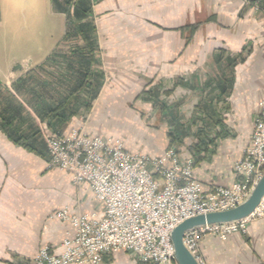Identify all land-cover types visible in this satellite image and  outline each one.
<instances>
[{
  "label": "crops",
  "instance_id": "1",
  "mask_svg": "<svg viewBox=\"0 0 264 264\" xmlns=\"http://www.w3.org/2000/svg\"><path fill=\"white\" fill-rule=\"evenodd\" d=\"M96 1L106 82L93 115L74 117L65 133L84 127L117 135L129 150L157 157L169 146L165 113L173 108L180 121H188L204 112L222 125V133L195 166V178L204 189L231 185L233 162L250 144L264 98L263 12L247 0ZM258 2L264 7V0ZM0 72L3 83L20 75ZM153 84L160 114L139 99ZM11 128L0 125V264H19L18 258L33 257L43 244L59 252L74 227L51 218L56 210L103 215L87 184L75 185L70 174L47 169L45 143L31 126ZM181 152L190 156L188 146ZM199 247L208 264H264V218L251 222L245 235L204 236ZM103 264L139 262L119 251L105 255Z\"/></svg>",
  "mask_w": 264,
  "mask_h": 264
},
{
  "label": "built area",
  "instance_id": "2",
  "mask_svg": "<svg viewBox=\"0 0 264 264\" xmlns=\"http://www.w3.org/2000/svg\"><path fill=\"white\" fill-rule=\"evenodd\" d=\"M54 161L74 171L76 181H89L104 205V217L59 215L77 226L63 243L60 256L42 248L36 264H101L103 254L130 251L145 264H176L173 229L185 220L227 210L243 202L260 180L264 166V118L255 123L252 145L238 166L243 179L229 188L204 189L193 176L192 160L175 148L157 159L132 154L120 140L91 137L84 130L50 141ZM264 217V198L246 218L205 225L184 235V244L199 264L198 239L205 234L227 239L246 232L248 222Z\"/></svg>",
  "mask_w": 264,
  "mask_h": 264
},
{
  "label": "rangeland",
  "instance_id": "3",
  "mask_svg": "<svg viewBox=\"0 0 264 264\" xmlns=\"http://www.w3.org/2000/svg\"><path fill=\"white\" fill-rule=\"evenodd\" d=\"M247 1L252 6L260 9L264 14V7H262L259 2L251 3V0ZM54 2L53 0H0V69H2L3 71L13 69V74H20L19 76L15 77V79H11L10 76L4 83L0 82V125H11L12 128L11 130L8 129L9 131H13L14 127L24 125L29 130V127L31 126V129H33L32 132L35 131L37 133V138L40 140V142H42V144L45 143V147L47 150V169H58L70 174L71 179L75 185L83 183L87 184L93 192L97 201L102 205L103 215L99 218L94 212H72L68 208L56 210L55 212H53V214H51V218H58L60 220L69 222L74 227V233L62 240L59 246V248L61 249L59 252H57L56 249L52 248L50 245L43 244L39 247L37 253L33 257L18 258L17 263L19 264H36V260L38 258V255L40 254L41 249L45 247L48 248L49 254L51 256H60L63 253L64 241L72 237L76 233L77 226L72 224L68 219L60 217L59 214L61 212L66 211L67 215L70 216L88 214L94 215L96 219H102L104 217V205L96 197L89 181L86 179L76 181L74 179L75 173L72 169L65 168L62 166V164L59 165V162L56 163L54 161L50 146V141L52 139L62 136L68 137L74 131L84 130L91 137H100L103 139H112L115 141L120 140L123 143L126 151L132 154L148 157L152 160L164 155L168 149L175 148L182 160H192L193 176L195 177V166L199 163L200 159L208 155L210 150L215 149V143L219 138H221L222 133V125L214 119H210L207 114H204V112H201V116L197 115V117L192 114L191 118L188 121H180L179 118L174 114L173 108L171 109V112L165 113L166 124L168 126L167 135L172 132L173 134H177L178 137L175 141L173 140V143H171V139L168 136V148L162 155L157 157H151L138 151L135 152L129 150L125 146V141L123 140V138L117 135L113 136L94 134L89 132L84 127L72 128L69 132L65 133V128L74 117L84 116V118L88 119L93 115V107L106 82V73L103 67V52L100 47V38L97 31L96 17L94 13V7L97 1L88 0V12L86 20L95 27L93 38L96 44L95 51L97 52L96 58L94 57L95 62H92L90 64V68L92 69V71L94 70V74H97L95 73L97 71L101 72L102 75L99 79L101 84L99 86L98 83L97 86V80L94 75V84L89 87L87 86L86 88H82L80 92H74L73 88L76 87V81L80 73L78 71L77 65V63H79V60H77L78 57L75 56V58L72 59L73 51L78 49L79 46H85L86 43L81 35L79 36L66 33L67 29L73 28L74 23L77 24L78 22L77 17L73 15L76 6L74 3H72V0L70 2H66V0H54ZM62 9L65 11H62ZM72 61L77 62L75 63V68L72 67V63H70ZM3 74V72H0V75L3 76ZM155 86H158V84L149 85L146 90H149L150 88H153ZM146 90H144L139 95V99L150 102L153 105L159 104V102H156L158 98H146L144 94ZM165 91H168L166 92V94L168 95L171 94H169V92H172L171 90ZM157 96L158 95H155V97ZM154 102L156 103L154 104ZM59 106H62L59 111L55 113L50 112V108L55 109ZM259 106L260 113L257 119L264 118V98L259 103ZM72 108L74 110H77V115L71 118L68 115V117L63 120L58 117L59 115H56L59 112L61 113L62 111H66L69 114V111ZM156 109V106H154V110L157 113L159 112L160 114V109H158L159 111ZM198 109H200L199 106L197 107V111ZM3 110L5 112L4 115L2 114ZM4 117H6L7 120H4ZM201 118H205L206 122L204 121V123H201ZM257 119L255 120V123ZM26 132L28 131H25V133ZM189 137H192L193 140L191 145L185 144V140ZM211 139L212 142L209 144L208 141L210 142ZM250 145H252V138L243 155L233 162V170L236 175V180L231 185L215 186L212 187L213 189H215L216 187L229 188L236 182L243 179L238 166L240 165V162H243L245 160ZM187 146L189 147L190 156L184 157L181 151L184 147ZM260 171L263 175L264 166ZM198 181L202 184L200 180ZM253 188L251 189L250 193L252 192ZM263 198L264 196L262 197L259 204L262 202ZM243 202H241L240 204H242ZM263 218L264 217H260L250 220L247 224L248 228L251 222ZM247 232L248 229L246 232L235 233L245 235L247 234ZM207 235L216 236L221 240L228 239H222L218 235L214 234H205L198 239V245L199 240ZM123 252L130 253L139 262V264H145L139 261L130 251ZM111 253L115 252H106L103 254L101 264H103L104 262L105 255ZM198 254L200 255L202 261H204L205 264H208L200 251V247H198ZM174 260L175 263L178 264L176 258H174ZM43 264H46V261H43Z\"/></svg>",
  "mask_w": 264,
  "mask_h": 264
},
{
  "label": "trees",
  "instance_id": "4",
  "mask_svg": "<svg viewBox=\"0 0 264 264\" xmlns=\"http://www.w3.org/2000/svg\"><path fill=\"white\" fill-rule=\"evenodd\" d=\"M70 1L71 0H66V2H70ZM87 1L88 0H72V3H74L76 6V9L74 10L73 15H75V17H77L78 22H77V24L74 23V27L71 29H67V32H66L67 34L79 35V36L81 35L84 38V41L86 43L85 46H79L78 49L73 51L72 59H74L75 56H77L78 57L77 60H79V63H77L75 61L70 62V63H72V67H74V68H75V63H77L78 71L80 73L79 77L76 81V87L73 88L75 93L80 92V90H82V88H86L87 86L89 87L92 84H94V80H93L94 75H95L96 80H97V83H96L97 86H98V83H99V86L101 84V82L99 80L101 78V75H102L101 72L97 71V72H95L97 74H94V72H93L94 70L92 71V69L90 68V64L92 62L93 63L95 62L97 52L95 51L96 44H95V40L93 38V33H95V27L92 26V24L90 22H87V20H86V16H87V12H88ZM53 2H54V0H53ZM256 2H258V0H251V3H256ZM54 5H55V2H54ZM62 11H65V10L62 9ZM77 65H76V69H77ZM144 94H145L147 99H150L151 97L157 99L158 96L155 97V95H159V91L156 89V87H153V88H150L149 90H146L144 92ZM158 101H159V99L156 100V102H158ZM156 102H154V104ZM154 106H157V105L155 104ZM61 107L62 106H59L58 108H55V109L50 108V112L55 113V112L59 111L61 109ZM88 107H89V103H88ZM162 109H165V107L162 106ZM2 114L3 115L5 114L4 110H3ZM56 115L57 116L59 115L58 117H60L61 119L64 120L68 117V115L70 118L77 115V110H74L72 108L69 111V114L66 111H62L61 113L59 112ZM3 119L7 120L6 117H4ZM168 136L171 139V143H173L178 137L177 134H173L172 132H170ZM211 142H212V139L210 140V142L208 141L209 144ZM25 146L30 147L28 144L27 145L25 144Z\"/></svg>",
  "mask_w": 264,
  "mask_h": 264
},
{
  "label": "water",
  "instance_id": "5",
  "mask_svg": "<svg viewBox=\"0 0 264 264\" xmlns=\"http://www.w3.org/2000/svg\"><path fill=\"white\" fill-rule=\"evenodd\" d=\"M20 68V66H19ZM264 196V174L253 188L246 200L228 210L210 212L208 214L198 215L189 218L176 226L172 233L171 239L175 250V258L178 264H199L193 254L187 249L184 244V235L187 231L200 226L225 223L243 219L250 215L257 207L262 197Z\"/></svg>",
  "mask_w": 264,
  "mask_h": 264
}]
</instances>
